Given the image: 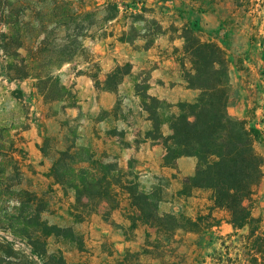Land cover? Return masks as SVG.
Instances as JSON below:
<instances>
[{"label":"rangeland","instance_id":"374dc122","mask_svg":"<svg viewBox=\"0 0 264 264\" xmlns=\"http://www.w3.org/2000/svg\"><path fill=\"white\" fill-rule=\"evenodd\" d=\"M48 1L0 17V264H40L26 235L43 223L64 231L46 249L65 264H264V165L244 201L253 220L233 229L186 184L196 159L166 149L171 117L216 82L220 66L197 77L185 51L203 43L221 50L226 114L264 135V0H70L69 29ZM81 168L99 183L77 202ZM136 193L160 221L143 222Z\"/></svg>","mask_w":264,"mask_h":264},{"label":"trees","instance_id":"16d2710c","mask_svg":"<svg viewBox=\"0 0 264 264\" xmlns=\"http://www.w3.org/2000/svg\"><path fill=\"white\" fill-rule=\"evenodd\" d=\"M1 1L4 5L0 17L6 25L12 0H0V3ZM47 3H50L55 11H59L60 16L57 17L59 26L69 29L71 23L75 21L71 9L72 2L50 0ZM55 14L52 12V15ZM185 51L203 66L194 69L197 77L212 80V73L207 71L208 65L216 63L220 67L214 74L217 76L215 84L196 87L200 92L196 102L182 106V108L186 107L191 115L181 114L180 117H171L169 124L171 135L166 138L167 141H171V145L166 147L167 156L173 159L182 156L194 157L197 161L195 172L186 179V184L192 189L210 191L214 206L226 211L228 224L233 229H242L253 220L244 201L250 197L253 187L258 184L262 176L264 151L262 155L258 154L255 143H264V135L259 129L246 126L244 120H234L226 114L224 105L226 73L221 68L223 62L218 57L212 62L213 55L221 54L220 48L203 43L197 44L196 47L185 48ZM68 53L69 56L73 54L71 50H68ZM52 171L56 172L55 166ZM75 173L77 180L69 183V186L76 193V201L80 202L84 196L82 193L90 191L91 183H99V180L92 179L95 176L83 168ZM141 195L133 194L129 199L131 205L142 215L145 224H155L161 218L156 213L157 205L150 203L144 194ZM28 220L29 216L16 219L23 231L25 230L24 234L29 227ZM219 222L216 221L217 224ZM41 226V235H37L34 239L26 235L28 245L33 248L35 244H39L40 247L38 250L32 249L31 253L37 257L40 264H65L60 251L50 254L46 249L47 239L52 236L59 237L64 231L46 223ZM6 258L9 261L10 256L6 255Z\"/></svg>","mask_w":264,"mask_h":264}]
</instances>
